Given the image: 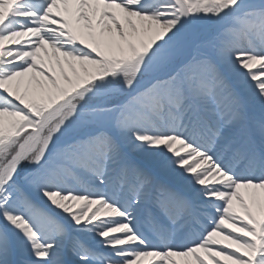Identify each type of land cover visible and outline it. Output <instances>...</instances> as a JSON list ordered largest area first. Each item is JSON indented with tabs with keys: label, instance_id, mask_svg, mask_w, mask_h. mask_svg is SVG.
<instances>
[{
	"label": "snow or ice",
	"instance_id": "obj_1",
	"mask_svg": "<svg viewBox=\"0 0 264 264\" xmlns=\"http://www.w3.org/2000/svg\"><path fill=\"white\" fill-rule=\"evenodd\" d=\"M0 264H264V0H0Z\"/></svg>",
	"mask_w": 264,
	"mask_h": 264
}]
</instances>
